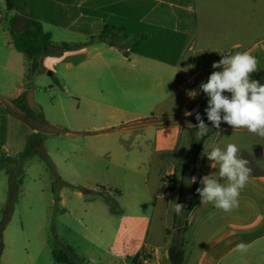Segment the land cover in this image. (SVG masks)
Segmentation results:
<instances>
[{
	"label": "crops",
	"instance_id": "obj_1",
	"mask_svg": "<svg viewBox=\"0 0 264 264\" xmlns=\"http://www.w3.org/2000/svg\"><path fill=\"white\" fill-rule=\"evenodd\" d=\"M23 1V17L39 21L53 43L77 46L43 56L41 71L26 80V58L8 31L14 11L5 15L0 0V163L30 148L34 132L43 136L15 116L25 118L14 100L30 90L48 130L87 138L85 162L99 173V185L72 193L98 235L86 251L71 246L81 264H264V138L224 122L215 128L200 91L201 71L226 51L256 57L251 78L264 80V0ZM43 75L53 81L35 86ZM187 78L195 85L177 88ZM71 88L83 89L89 107L64 106V96L78 95ZM197 112L209 128L203 137L194 127ZM229 143L247 154L251 174L239 207L226 213L201 204L194 186L218 172L206 153ZM59 201L72 215L66 197ZM172 202L185 206L181 214ZM115 203L121 214L113 212ZM242 242L246 253L235 250ZM101 245L112 258L102 256Z\"/></svg>",
	"mask_w": 264,
	"mask_h": 264
},
{
	"label": "rangeland",
	"instance_id": "obj_2",
	"mask_svg": "<svg viewBox=\"0 0 264 264\" xmlns=\"http://www.w3.org/2000/svg\"><path fill=\"white\" fill-rule=\"evenodd\" d=\"M1 9L9 16L10 13L4 4ZM52 81V78L43 75L40 81L34 84L47 87L48 82ZM70 92L78 95L64 96L62 103L66 108L89 107L86 95H81L83 89L71 88ZM42 96L50 99L54 95ZM39 129L43 132L40 145L28 148L19 156L11 157L12 160L4 168L6 172L9 169V173L0 172L1 222L5 221L10 180L16 183L22 178V184L14 193L13 211L4 226L0 264H59L52 256L53 249L74 246L78 252L76 246H79L81 250L86 251L98 235V230L86 217L79 214V211H82V202L77 201L72 193L76 190L85 192L99 185V173L93 167L88 168L85 162L86 157H91L87 138L67 136L63 129L53 131L54 133L44 127ZM262 161L264 164V159ZM95 166H99V160ZM59 177H62V180ZM61 195L68 201V210L74 208L76 211L72 212V215L67 214L66 208L61 205ZM93 198L94 192L85 193L86 200ZM125 198L129 199L130 196L126 195ZM53 200L56 203L52 202ZM111 205L117 213L123 212L120 204ZM99 237L104 238L100 233ZM101 247L102 256L112 258L108 252L109 246Z\"/></svg>",
	"mask_w": 264,
	"mask_h": 264
},
{
	"label": "clouds",
	"instance_id": "obj_3",
	"mask_svg": "<svg viewBox=\"0 0 264 264\" xmlns=\"http://www.w3.org/2000/svg\"><path fill=\"white\" fill-rule=\"evenodd\" d=\"M212 67L222 70L213 71L207 82L200 85V91L208 97L205 109L208 121L217 129L224 122L234 130L246 129L249 133L264 138V84L251 78V74L259 70L256 57L247 51L236 52L222 56ZM197 94L195 91L188 93L193 98ZM196 120L199 122L194 126L199 129L197 136L203 137L209 128L199 112L196 113ZM206 156L213 169L218 166V172L201 178L200 183L203 186L196 190L201 204L211 203L215 208L230 213L239 207L240 193L249 182V161L240 155L239 147L233 143L224 148L212 147ZM221 180L225 183H221ZM192 182H195V177ZM172 203L176 214H181L185 206ZM248 248L242 242L236 245L235 250L246 253Z\"/></svg>",
	"mask_w": 264,
	"mask_h": 264
},
{
	"label": "trees",
	"instance_id": "obj_4",
	"mask_svg": "<svg viewBox=\"0 0 264 264\" xmlns=\"http://www.w3.org/2000/svg\"><path fill=\"white\" fill-rule=\"evenodd\" d=\"M6 5V10L14 14L10 17L8 22V31L12 37V43L15 48L22 52L26 58L27 71L25 74V79H32L37 73L41 71V58L47 55H61L64 52L71 50L77 46L74 43H53L51 41L50 35L43 31L42 24L32 18H24L22 15V7L24 5L23 0H3ZM23 21V23H22ZM254 80H258L261 84H264V80L256 77H252ZM56 83H58L56 81ZM227 94V93H226ZM14 103L25 113V118L15 115L17 118L21 119L30 127L38 126L46 128V119L42 113L40 106L36 109H31L27 104L26 95L14 100ZM32 120V121H31ZM192 152V149H191ZM240 155L249 161L250 159L245 152L240 151ZM12 160V158L5 159L0 163V168H5L7 164ZM14 162V160H13ZM17 160H15V164ZM19 172H21V165L18 164ZM9 173V169L7 170ZM11 179V178H10ZM22 184V178H19L16 183H12L10 180L9 195L6 202L5 208V221H0V257L3 250V230L6 221H8L11 212L13 211L14 204V193ZM202 187V185L196 184L194 186V193L200 197L199 193L196 191L197 188ZM113 212L115 208L111 205ZM174 253V251H173ZM52 256L55 262L59 264H81L78 257L73 252L70 246L64 247V249H53Z\"/></svg>",
	"mask_w": 264,
	"mask_h": 264
},
{
	"label": "water",
	"instance_id": "obj_5",
	"mask_svg": "<svg viewBox=\"0 0 264 264\" xmlns=\"http://www.w3.org/2000/svg\"><path fill=\"white\" fill-rule=\"evenodd\" d=\"M48 74H51V72H48ZM26 98H27L29 107L31 109H35L37 107V105L35 104V102L33 100V92L31 90L28 91ZM40 142H41L40 132H34L29 139V146L30 147H36L40 144Z\"/></svg>",
	"mask_w": 264,
	"mask_h": 264
},
{
	"label": "built area",
	"instance_id": "obj_6",
	"mask_svg": "<svg viewBox=\"0 0 264 264\" xmlns=\"http://www.w3.org/2000/svg\"><path fill=\"white\" fill-rule=\"evenodd\" d=\"M224 55H231L230 51H226L224 52ZM215 71L214 69H207V70H203L201 71V74L204 76L205 78V82H207L208 77L210 76V74ZM184 85H195V81L194 78H187L184 81H179L177 83V88H182ZM124 264H136L135 262L131 261L129 263H124Z\"/></svg>",
	"mask_w": 264,
	"mask_h": 264
}]
</instances>
